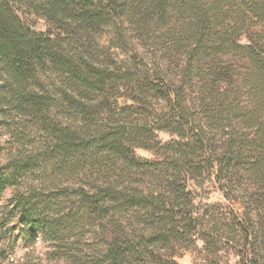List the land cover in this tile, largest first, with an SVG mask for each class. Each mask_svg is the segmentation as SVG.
I'll return each instance as SVG.
<instances>
[{"label": "trees", "instance_id": "obj_1", "mask_svg": "<svg viewBox=\"0 0 264 264\" xmlns=\"http://www.w3.org/2000/svg\"><path fill=\"white\" fill-rule=\"evenodd\" d=\"M23 1L0 0V126L19 149L0 165V200L15 190L3 224L38 230L65 264H179L177 248L197 240L264 264V0H27L56 32L27 27ZM125 25L155 40L154 63L104 57L96 34ZM31 128L45 141L21 150ZM47 165L64 178L53 189L31 179ZM215 174L243 208L222 219L229 238L190 189ZM87 226L88 253L74 233Z\"/></svg>", "mask_w": 264, "mask_h": 264}, {"label": "rangeland", "instance_id": "obj_2", "mask_svg": "<svg viewBox=\"0 0 264 264\" xmlns=\"http://www.w3.org/2000/svg\"><path fill=\"white\" fill-rule=\"evenodd\" d=\"M27 0L23 2H17L16 8L21 15L24 23L32 30L39 32H56V28L50 24V22L37 14L34 10L30 9L26 4ZM134 26H120L114 28L112 26L105 28L101 33H97L98 41L102 45L108 46V49H100L104 57L107 59H114V61L120 65H135L136 55H139L138 62L144 60L145 63H154L155 57L159 54V49L154 46L155 40L145 33V38H138L137 35H144V33H135L133 31ZM255 29V28H254ZM252 29L251 31H254ZM116 32H123L126 40L119 43L116 39ZM252 33V32H251ZM250 33V34H251ZM248 33H244L241 36V42H248ZM162 32L157 31L155 35L151 37L160 38ZM149 38V39H148ZM161 39V38H160ZM51 75V73H48ZM57 76L47 78V85L51 86L57 83ZM120 96L121 104L125 101L124 94H118ZM62 111V108H60ZM68 115V114H66ZM24 138L21 143H25V147L21 150L38 148L45 141L44 132L38 131L36 128H31L23 135ZM158 138L163 142H169L175 137L165 131L158 132ZM16 141L11 138L10 130L0 126V165L8 162L10 158L18 154ZM136 154L144 159H157L156 152L145 148H136ZM166 155L159 156L160 159L166 158ZM51 168V167H50ZM49 165L46 166L45 171L41 170L36 174L32 180L34 184L44 185L50 189L58 182L54 173L50 171ZM64 181L62 177L60 181ZM59 181V182H60ZM58 182V183H59ZM190 189L193 192L196 204V211L198 215L202 217H210L211 221H215V236L223 235L229 238V230L223 226V218L230 217L232 210L242 211V205L240 202L233 199L224 197L223 192L220 190V186L215 175H206L203 178H199L196 181L190 182ZM15 190L13 188L7 189L0 200V264H65L66 262L58 259L52 254L51 244L46 241L38 230L31 229L24 224H17L12 219L10 223L3 224L9 214L6 213L8 209L5 207L7 199L14 195ZM91 227H81L74 232L77 237L80 238V246L86 253L96 246V235ZM81 248V249H82ZM213 253H208L204 249L202 240H197L196 244L188 249L177 248L175 251L176 258L179 264H244L241 261L240 256L237 255V251L240 246L236 243L229 242V240H223L214 247Z\"/></svg>", "mask_w": 264, "mask_h": 264}]
</instances>
